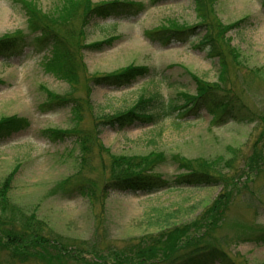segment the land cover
<instances>
[{"label": "rangeland", "instance_id": "obj_1", "mask_svg": "<svg viewBox=\"0 0 264 264\" xmlns=\"http://www.w3.org/2000/svg\"><path fill=\"white\" fill-rule=\"evenodd\" d=\"M32 1L50 14L57 13L62 3ZM118 1L142 3L146 9L122 17L91 19L85 27L76 21L75 35H64L76 55L79 83L74 95L79 101L91 97L93 102L89 110L85 108L81 122L73 119L71 107L45 105L44 87L60 94L72 91L68 80L44 66L52 47L38 51L31 38L9 63L0 57V79L5 82L0 84V120L17 116L31 124L0 141V183L19 166L11 186L12 200L25 210H37L50 224L56 240L72 245L67 256L58 255L55 242L38 255L17 250L18 256L11 259L6 240L0 237V264H86L89 260L99 264H168L176 256H184L188 248L184 242L178 245L183 249L175 248L168 255L172 259L166 260L162 257L170 252L168 247L155 245L152 255L147 253L145 260L149 261L143 263L134 249L174 227L199 233L203 242L218 245L237 264H264V236H260L264 232V0H202L201 6L197 0ZM198 23L185 42L165 44L150 36L151 31L163 27L185 28ZM18 31L28 32L26 10L18 1L0 0V38ZM207 34L216 39L219 54H209L210 44L199 45ZM96 43L101 45L93 46ZM130 65L150 67L151 74L121 88L94 81ZM196 77L210 84L226 81L234 117L220 120L219 111L202 106L197 113L165 118L157 124L122 130L101 124V146L95 142L90 164L81 163L76 136L70 134L93 127L92 108L96 114L110 115L153 92L182 104L184 93L197 94ZM50 129L71 132L56 138ZM154 152L180 155L192 163L200 162L198 159L220 161L223 167L219 169H224L228 182L220 180L219 184L216 179V184L208 186H175L176 175L182 170L168 161L156 168L170 178L164 190L112 191L104 197L98 193L95 200L77 190L79 182L92 180L98 183V191L102 188L104 166L108 167L111 154ZM67 179L69 185L63 190L62 182ZM225 187L224 212L208 217L213 224L202 228L199 218ZM173 241L178 243V239ZM119 256H123L121 261Z\"/></svg>", "mask_w": 264, "mask_h": 264}, {"label": "trees", "instance_id": "obj_2", "mask_svg": "<svg viewBox=\"0 0 264 264\" xmlns=\"http://www.w3.org/2000/svg\"><path fill=\"white\" fill-rule=\"evenodd\" d=\"M20 2L27 15V30L28 32L18 31L14 35H6L0 38V57L3 62L8 63L13 55L21 54L29 40L32 38L34 44L37 45V50L42 51L53 48L52 54L48 55L44 60V66L47 71L53 72L57 76H63L68 80L72 86V91L66 94H60L51 91L44 87L47 93L46 106H51L53 109L64 107H71L73 119L76 122H81L84 119L85 108L89 110L91 107V97H87L79 101L74 95V88L79 83L76 55L75 51L68 46L64 35L74 36L78 29L79 21L82 27L88 25L91 19L101 18L106 19L110 17H122L130 14H138L146 9L142 3L120 2L114 0L112 2H104L100 4H93L91 0H61V7L57 13L50 14L44 12L39 7L38 3L32 0H14ZM202 4V0H197ZM208 1L205 3V9H208ZM205 12L207 17L208 11ZM211 10V9H210ZM212 11V10H211ZM200 24L194 26H187L185 28H169L163 27L157 29L155 32H150L152 38L163 39L164 43L180 39V41L187 40ZM61 30L62 32H60ZM63 33V34H61ZM215 38L208 35L201 38L202 44H210L209 54H219L218 46L215 43ZM199 43V44H200ZM101 43H96L93 46H99ZM151 74V68L147 66L130 65L121 71L107 76L94 78L95 82H104L114 86L115 88L127 87L137 81L139 78ZM198 81V89L196 95H188L184 93V102L180 104L174 100L166 101L161 93L153 92L144 94L141 98L133 104L130 108L117 111L112 114L100 113L96 114L95 109L92 108L94 114L93 127L89 130L78 129L77 132L70 134L71 131L53 130L48 132L53 137H63L65 135H75L76 142H78L79 152L81 154V163L84 166L90 164L92 160L93 145L97 142L101 146L98 139V134L101 132L100 125L106 124L114 127L116 130H122L131 125H147L157 124L165 118L173 116H184L190 112L197 113V109L206 106L209 111H219L223 120L225 116L234 117V107L231 92L224 86V82L220 81L216 84L204 82L196 77ZM5 83L0 79V84ZM87 99V100H86ZM30 121L26 118L17 116L4 117L0 120V141L9 138L11 132L17 130H26L30 126ZM96 130V132H95ZM76 131V130H75ZM104 150H108L104 148ZM190 159L180 155L166 156L165 153H156L154 155L145 154H111L109 157V165L101 179L103 183L102 188L98 191L97 184L92 181L79 182L78 191L80 194L86 195L95 200L98 193L103 195L112 191H129V192H155L164 190L170 184V178L163 172L156 170L159 164H164L168 161L177 165L179 170H182L175 178V186H208L216 184V179L220 184V180L228 182L227 176L224 173L222 162L198 159V163H192ZM19 167V166H18ZM18 167L9 173L0 183V237L5 238V246L11 253V259L18 256L17 250H21L24 255H38L43 249L51 248L56 242V252L59 256H67L72 252V245L67 241L56 240L50 224L45 219L41 218L37 210H25L20 205L16 204L11 198V186L15 171ZM108 169V171H107ZM63 190L69 185V179L62 182ZM225 192L217 198L213 205L208 207L203 212L199 220L202 221V226H210L207 219H212L213 214L218 216L225 210L226 199L222 200ZM210 208V209H209ZM203 228V227H202ZM185 230L174 227L168 230L167 233L161 232L158 237L150 239L149 243L139 244L135 253H138L137 260L143 263L147 253L152 255L155 245L168 247L170 251L162 260L169 259L175 248L183 249V246H178L180 242L186 244L187 249L180 259L176 256L171 263L168 264H213V262H220V264H237L231 257L213 242L202 241L199 233L194 231L187 232ZM194 233V236H193ZM262 234V235H261ZM260 236H264V232ZM171 237V238H170ZM175 244L173 240H177ZM258 241L260 238L258 237ZM3 241V239H2ZM148 246V247H146ZM190 246V247H189ZM93 247L97 246L93 244ZM145 247V248H144ZM140 254V255H139ZM123 256H119L121 261ZM172 259V258H170ZM86 264H99L98 261H87ZM157 264V263H156Z\"/></svg>", "mask_w": 264, "mask_h": 264}, {"label": "bare ground", "instance_id": "obj_3", "mask_svg": "<svg viewBox=\"0 0 264 264\" xmlns=\"http://www.w3.org/2000/svg\"><path fill=\"white\" fill-rule=\"evenodd\" d=\"M173 28H175V27H173ZM173 41H180V39L175 38V40H173ZM170 42H172V41H170ZM170 42H167V44L170 43Z\"/></svg>", "mask_w": 264, "mask_h": 264}]
</instances>
